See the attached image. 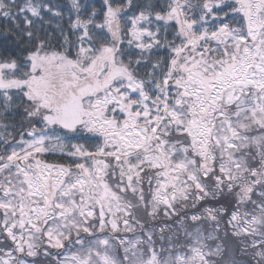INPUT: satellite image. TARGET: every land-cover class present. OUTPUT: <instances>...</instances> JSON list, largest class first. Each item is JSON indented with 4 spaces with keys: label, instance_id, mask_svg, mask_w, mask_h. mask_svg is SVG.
<instances>
[{
    "label": "snow or ice",
    "instance_id": "1",
    "mask_svg": "<svg viewBox=\"0 0 264 264\" xmlns=\"http://www.w3.org/2000/svg\"><path fill=\"white\" fill-rule=\"evenodd\" d=\"M0 264H264V0H0Z\"/></svg>",
    "mask_w": 264,
    "mask_h": 264
}]
</instances>
